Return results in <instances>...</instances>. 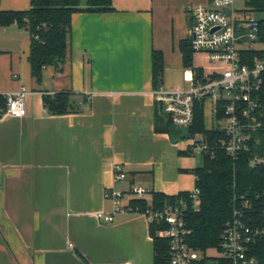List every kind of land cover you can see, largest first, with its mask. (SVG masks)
<instances>
[{
    "label": "crops",
    "instance_id": "obj_1",
    "mask_svg": "<svg viewBox=\"0 0 264 264\" xmlns=\"http://www.w3.org/2000/svg\"><path fill=\"white\" fill-rule=\"evenodd\" d=\"M235 2V1H234ZM213 0H112L113 9L71 17L62 66L40 82L29 62L31 36L16 22L0 26V95L26 87L27 114L0 115V264H153L144 213L128 207L133 186L177 195L196 187L189 140L155 131L152 53L163 55L160 85L188 89L180 45L191 8ZM30 0H2L23 11ZM185 83L188 86H185ZM157 87V88H158ZM72 93L77 111L49 114L43 95ZM205 121L212 128L210 105ZM119 166L125 178H116ZM107 190L123 194L113 222Z\"/></svg>",
    "mask_w": 264,
    "mask_h": 264
},
{
    "label": "built area",
    "instance_id": "obj_2",
    "mask_svg": "<svg viewBox=\"0 0 264 264\" xmlns=\"http://www.w3.org/2000/svg\"><path fill=\"white\" fill-rule=\"evenodd\" d=\"M190 11L191 48L206 59L210 69L206 76L197 78L195 71L188 68L185 72V79L191 83L188 89L160 85L154 95L178 128L193 124L197 103L210 105L212 128L216 127L223 136L212 142L202 133L190 136V155H214L220 149L233 159L248 154L250 166H264V60L249 55L259 43V20L248 9H236L234 0H213L210 5L194 6ZM29 94L24 86L4 94L0 115H26ZM116 178H125L119 166ZM130 193L133 197L145 198L148 191L133 186ZM105 195L113 201L112 211L99 212L96 216L113 222L114 215L122 211L123 194L107 190ZM199 207V190L195 187L189 192V200L180 199L144 212L149 224L159 225L157 235L169 241L170 264H258L255 253L264 244V199L260 212H255L247 199L234 205L220 242L214 247L220 253L218 257L207 255L210 248L195 249L188 242L185 210Z\"/></svg>",
    "mask_w": 264,
    "mask_h": 264
},
{
    "label": "trees",
    "instance_id": "obj_3",
    "mask_svg": "<svg viewBox=\"0 0 264 264\" xmlns=\"http://www.w3.org/2000/svg\"><path fill=\"white\" fill-rule=\"evenodd\" d=\"M246 4L250 11H264V0H246ZM112 9V0H30V8L27 10H0V26L16 22L28 29L31 36L29 56L31 73L37 82H40L45 67L52 65L59 68L65 61L73 13L80 11L103 13ZM258 20L259 42L263 48L254 50L249 55L264 60V19ZM180 49L184 67L192 68L197 78L206 76L210 65L202 55L192 50L190 39L183 41ZM162 77L163 55L160 51H153L152 80L155 88L161 83ZM4 103L5 99L0 95V105ZM43 106L52 115L77 111L72 101V93L64 91L44 94ZM155 131L168 133L173 140H184L196 133L206 135L210 142L223 136L216 127H207L204 104L200 102L196 104L194 122L189 128L174 126L160 107L155 115ZM200 157L201 164L192 170L199 190L200 207L198 210L186 209L184 218L189 229L188 242L195 249L205 251L218 246L225 223L231 218L235 204L240 205L241 201L247 199L255 212L262 210L264 166H250L248 154H241L237 159H233L220 149L216 150L214 155ZM180 199L189 200V193L166 195L153 192L151 203L145 198L134 197L128 207L144 213L148 209L155 210L166 204L177 203ZM159 228L157 223L150 224L154 250L153 264H170V244L167 239L157 235ZM255 256L258 264H264V244H261Z\"/></svg>",
    "mask_w": 264,
    "mask_h": 264
},
{
    "label": "rangeland",
    "instance_id": "obj_4",
    "mask_svg": "<svg viewBox=\"0 0 264 264\" xmlns=\"http://www.w3.org/2000/svg\"><path fill=\"white\" fill-rule=\"evenodd\" d=\"M234 7L238 10H245L248 9L250 10V8L247 6L246 4V0H234ZM254 13V15L258 18V19H264V11H252ZM263 48V45L259 43L255 44V50H261ZM185 86L187 87L188 84L185 83ZM201 164V159L199 157H197V165ZM207 255L209 257H218L220 255L219 251L217 248H210L207 251Z\"/></svg>",
    "mask_w": 264,
    "mask_h": 264
}]
</instances>
